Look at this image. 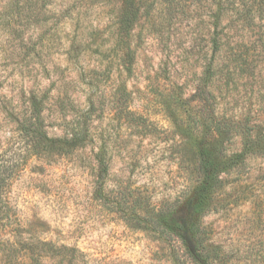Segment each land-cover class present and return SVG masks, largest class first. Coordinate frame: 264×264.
I'll return each instance as SVG.
<instances>
[{"label":"rangeland","instance_id":"rangeland-1","mask_svg":"<svg viewBox=\"0 0 264 264\" xmlns=\"http://www.w3.org/2000/svg\"><path fill=\"white\" fill-rule=\"evenodd\" d=\"M169 1L148 2L128 72L113 48L120 0H0L2 144L18 137L9 110L24 113L34 93L48 99L51 136L67 135L94 103L89 144L29 158L10 188L3 228L61 247L45 264L189 261L179 239L144 221L198 183L207 128L228 155L245 154L220 174L202 237L219 248L218 264H264V17L245 20L232 0ZM123 88L128 105L114 100ZM103 145L106 201L95 197Z\"/></svg>","mask_w":264,"mask_h":264},{"label":"trees","instance_id":"trees-1","mask_svg":"<svg viewBox=\"0 0 264 264\" xmlns=\"http://www.w3.org/2000/svg\"><path fill=\"white\" fill-rule=\"evenodd\" d=\"M149 1L120 0L116 12L117 36L113 48L128 72L132 71L134 62L135 50L132 42L135 29L144 16L151 14L154 6V3L150 5ZM174 1L169 7L180 6V3L175 2L174 4ZM232 1L236 3L239 13L245 20L264 17V0ZM169 2L172 4V0ZM214 16L218 24L222 17L220 8L214 12ZM119 92L115 94L116 103L128 105L130 100L127 89L123 88ZM47 102L46 97L42 98L34 93L29 98L24 113L9 110V114L16 122V129L12 134L18 133V137L12 140L10 136L7 140V147L0 139V264H45L49 253L56 256L55 254L61 251V247H57L46 239L30 241L31 238H26L28 231L23 229L16 231L3 228V225L13 222L11 218L14 216V209L9 196L11 185L16 174L25 167L29 158L68 155L79 148L86 147L90 142L93 102L86 114L81 115L79 119L71 120L68 134L59 137L51 136L47 131L44 115ZM130 113L134 114L132 111ZM215 134V130L211 128L204 129L200 133L197 143L200 174L198 183L180 198L153 211L154 215L151 217H154V220L147 218L144 221L145 224L153 222V229L160 230L164 235L174 236L182 242L189 261L175 257V264H218L221 258L219 248L210 246L204 241L201 220L212 207L214 195L221 188L220 174L239 163L245 153L228 155L219 144ZM10 141H12L11 145ZM10 149L14 151L12 157L3 158L2 155ZM95 159L98 165L95 197L106 201L108 200L106 184L110 171V159L106 145L99 148ZM136 206L133 205V208L135 209ZM70 250L73 251V249Z\"/></svg>","mask_w":264,"mask_h":264}]
</instances>
